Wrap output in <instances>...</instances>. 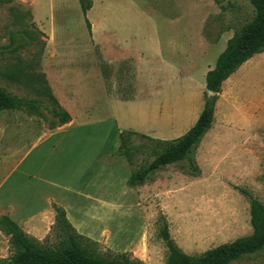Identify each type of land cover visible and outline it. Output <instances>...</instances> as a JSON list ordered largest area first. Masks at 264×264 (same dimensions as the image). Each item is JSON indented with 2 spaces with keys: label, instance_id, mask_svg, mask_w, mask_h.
<instances>
[{
  "label": "rangeland",
  "instance_id": "obj_1",
  "mask_svg": "<svg viewBox=\"0 0 264 264\" xmlns=\"http://www.w3.org/2000/svg\"><path fill=\"white\" fill-rule=\"evenodd\" d=\"M90 3L85 15L79 0L0 4V87L37 99L41 112H0V184L9 177V184L23 186L24 173L33 175L26 186L42 184L34 176L55 181L61 163L83 168L98 152L111 172V156H122L119 135L127 131L136 133L129 174L146 165L153 146L144 136L174 140L193 126L209 101L207 71L253 16L246 0ZM248 61L211 99L212 127L188 157L126 192L136 203V214L125 224V252L132 258L165 264L158 235L162 218L191 256L251 234L247 195L264 205V52ZM49 93L74 118L53 137H46L58 124ZM106 175L108 187L112 179ZM47 235L55 241L53 232ZM98 242L100 252H124ZM231 264H264V250Z\"/></svg>",
  "mask_w": 264,
  "mask_h": 264
},
{
  "label": "trees",
  "instance_id": "obj_2",
  "mask_svg": "<svg viewBox=\"0 0 264 264\" xmlns=\"http://www.w3.org/2000/svg\"><path fill=\"white\" fill-rule=\"evenodd\" d=\"M253 8V16L236 29L228 39L225 49L218 55L214 67L205 75V88L216 94L220 93L222 84L245 62L256 54L264 52V0H246ZM10 2V0H0ZM81 11L85 15L90 8V0H79ZM87 27L89 23L86 21ZM28 35L26 30L21 32ZM24 46L20 44L17 47ZM17 47L13 48L15 51ZM51 115L58 120L53 127H61L71 121L67 111L59 108L52 95ZM215 100L208 101L193 126L182 136L174 140L148 138L153 148L152 160L146 165L132 171L127 183L135 187L145 183L149 175L161 167L185 160L193 148L200 142L214 121ZM23 111L29 116H40V102L33 98L17 97L0 87V112ZM135 132H121L118 153L131 164V136ZM249 199V216L252 232L250 235L223 243L191 256L182 251L170 235L168 225L161 219L158 235L166 248L165 264H231L242 257L264 250V205L247 195ZM56 213L55 222L50 231L55 235L51 242L49 235L38 240L27 234L8 215H0V232L8 240L9 255L0 258V264H145L132 258L129 252H114L106 249L99 251V242L80 233L66 217L65 210L52 204Z\"/></svg>",
  "mask_w": 264,
  "mask_h": 264
},
{
  "label": "crops",
  "instance_id": "obj_3",
  "mask_svg": "<svg viewBox=\"0 0 264 264\" xmlns=\"http://www.w3.org/2000/svg\"><path fill=\"white\" fill-rule=\"evenodd\" d=\"M73 122L74 118L46 137L57 135ZM66 151L69 155L68 147ZM111 157L116 158L113 163L115 168L111 172L105 171L104 152L102 154L98 152L90 164L89 162L87 165L84 164L83 168L76 166L74 162L68 164L64 162L65 165L61 163L64 171L60 172L59 178L55 181L47 177L34 176L42 183L39 186L24 185L33 178L30 173H24L25 178L21 182L23 186L9 184L8 177L0 184V215H8L27 234L42 240L55 222L56 213L52 207L54 203L65 210L67 219L78 233L97 242L103 240L113 250L125 252L128 249L125 242L130 236L125 224L129 225V221L136 214V203L133 197L129 195L126 197V192L132 189L127 183L130 176L127 159L124 156ZM115 160H119V163ZM107 173L112 179L108 187ZM115 178L118 179V183ZM140 233L139 230L135 237ZM117 241H121L119 247ZM140 241L142 239L138 242ZM139 245L141 246V244L136 246L133 242L131 244L132 247L140 249ZM8 255V240L0 232V258H6Z\"/></svg>",
  "mask_w": 264,
  "mask_h": 264
},
{
  "label": "water",
  "instance_id": "obj_4",
  "mask_svg": "<svg viewBox=\"0 0 264 264\" xmlns=\"http://www.w3.org/2000/svg\"><path fill=\"white\" fill-rule=\"evenodd\" d=\"M216 95V93L210 91V90H207V99L209 101H211V99Z\"/></svg>",
  "mask_w": 264,
  "mask_h": 264
}]
</instances>
